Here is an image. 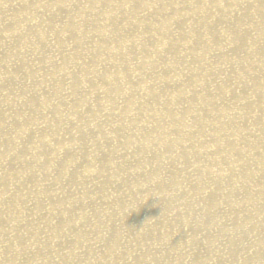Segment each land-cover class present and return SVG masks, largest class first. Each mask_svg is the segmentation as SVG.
<instances>
[{
	"label": "bare ground",
	"instance_id": "obj_1",
	"mask_svg": "<svg viewBox=\"0 0 264 264\" xmlns=\"http://www.w3.org/2000/svg\"><path fill=\"white\" fill-rule=\"evenodd\" d=\"M0 264H264V0H0Z\"/></svg>",
	"mask_w": 264,
	"mask_h": 264
}]
</instances>
